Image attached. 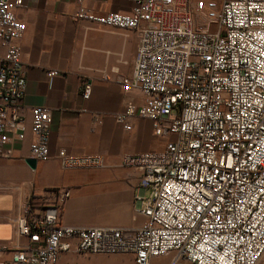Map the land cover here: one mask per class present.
Here are the masks:
<instances>
[{
  "label": "built area",
  "instance_id": "2783aa9c",
  "mask_svg": "<svg viewBox=\"0 0 264 264\" xmlns=\"http://www.w3.org/2000/svg\"><path fill=\"white\" fill-rule=\"evenodd\" d=\"M129 13L74 18L139 33L126 89L139 90L115 120L152 122L166 139L160 151L123 155L139 173L137 228L68 226L61 212L69 190L34 205L29 195L11 225L15 243L0 264H57L66 253L130 255L135 264L170 256V264H259L264 257V0H132ZM22 0H0V158L7 143L24 138L20 108L26 78L17 41L25 24ZM201 22L197 25V22ZM215 23L217 29L208 27ZM49 76L56 74L50 71ZM90 85L83 82L87 99ZM50 110L31 109L29 154L48 159ZM11 132L12 136L7 137ZM56 156L63 168L101 166L100 156Z\"/></svg>",
  "mask_w": 264,
  "mask_h": 264
},
{
  "label": "crops",
  "instance_id": "0c3cea01",
  "mask_svg": "<svg viewBox=\"0 0 264 264\" xmlns=\"http://www.w3.org/2000/svg\"><path fill=\"white\" fill-rule=\"evenodd\" d=\"M186 1L193 6L196 0ZM132 5V0H22L15 9L25 24L17 41L26 78L19 123L24 138L5 145L11 158H0L1 260L24 241L15 239L11 221L29 195L41 206L54 200L55 191L69 190L61 212V223L68 226L137 228L144 223L134 201L139 173L123 166L121 158L160 151L166 139L154 136L149 119L131 118L130 130L115 120L127 101L138 105L143 99L139 90L121 84L132 74L139 33L74 18L79 8L105 15L129 13ZM3 54L0 44V60ZM50 71L56 74L49 76ZM83 82L90 85L87 99L81 96ZM36 106L50 110L49 157L31 169L25 159L31 158V109ZM60 149L71 156L98 155L102 165L63 168L56 156Z\"/></svg>",
  "mask_w": 264,
  "mask_h": 264
},
{
  "label": "rangeland",
  "instance_id": "374dc122",
  "mask_svg": "<svg viewBox=\"0 0 264 264\" xmlns=\"http://www.w3.org/2000/svg\"><path fill=\"white\" fill-rule=\"evenodd\" d=\"M219 4L221 0H216ZM195 3V2H194ZM193 12H195L194 5L192 6ZM201 22H197L200 25ZM217 25L212 23L209 25L208 30L215 32ZM58 264H135L132 257L129 255H89V254H75L69 253L65 256V259ZM151 264H170V256L158 258L152 261ZM178 264H189L186 261H180ZM259 264H264V257Z\"/></svg>",
  "mask_w": 264,
  "mask_h": 264
},
{
  "label": "water",
  "instance_id": "95a60500",
  "mask_svg": "<svg viewBox=\"0 0 264 264\" xmlns=\"http://www.w3.org/2000/svg\"><path fill=\"white\" fill-rule=\"evenodd\" d=\"M25 163L28 165V167L33 169L35 167L36 160L28 158V159H25Z\"/></svg>",
  "mask_w": 264,
  "mask_h": 264
}]
</instances>
